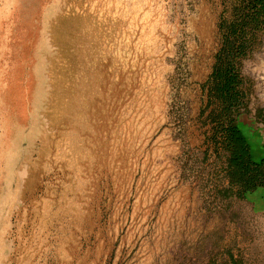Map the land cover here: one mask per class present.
Instances as JSON below:
<instances>
[{
    "label": "rangeland",
    "instance_id": "obj_1",
    "mask_svg": "<svg viewBox=\"0 0 264 264\" xmlns=\"http://www.w3.org/2000/svg\"><path fill=\"white\" fill-rule=\"evenodd\" d=\"M238 6L0 0V264H264V188L235 184L212 144L219 102L200 113ZM260 22L232 109L253 162Z\"/></svg>",
    "mask_w": 264,
    "mask_h": 264
},
{
    "label": "trees",
    "instance_id": "obj_2",
    "mask_svg": "<svg viewBox=\"0 0 264 264\" xmlns=\"http://www.w3.org/2000/svg\"><path fill=\"white\" fill-rule=\"evenodd\" d=\"M236 3L239 6L235 9V18L226 19L221 14L218 25L221 44L215 54L212 70L202 84L207 89V94L206 104L200 109V113L206 112L214 100L219 102L221 106L217 112L211 110L215 117L209 113L210 119L207 118L213 130L210 136L212 144L215 148L219 146L228 151L229 171L233 182L246 191H254L258 187L264 188V161H252L249 145L232 109L245 100V94L238 88L240 78L236 63L237 58L246 55V48L251 41V29L259 28L261 15H264V0H236ZM248 25L252 28L246 31L245 27Z\"/></svg>",
    "mask_w": 264,
    "mask_h": 264
},
{
    "label": "bare ground",
    "instance_id": "obj_3",
    "mask_svg": "<svg viewBox=\"0 0 264 264\" xmlns=\"http://www.w3.org/2000/svg\"><path fill=\"white\" fill-rule=\"evenodd\" d=\"M69 92V91H68Z\"/></svg>",
    "mask_w": 264,
    "mask_h": 264
}]
</instances>
